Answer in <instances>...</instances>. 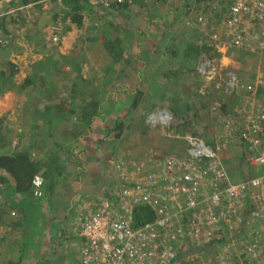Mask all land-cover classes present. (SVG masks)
<instances>
[{"label": "built area", "instance_id": "obj_1", "mask_svg": "<svg viewBox=\"0 0 264 264\" xmlns=\"http://www.w3.org/2000/svg\"><path fill=\"white\" fill-rule=\"evenodd\" d=\"M90 1L104 9L134 2ZM230 1L223 13L222 6L217 7L216 19L199 13L186 19V25L193 27L197 20L202 25L197 27L206 29L209 44L223 58L239 53L263 56L264 0ZM19 10L1 13L0 18L16 20ZM59 32L57 26L51 41ZM209 60L205 58V66L198 68L208 81ZM221 81L209 93L239 97L241 104L226 114L224 102H213L211 113L217 124L211 142L186 135L178 153H150L141 162L117 161L112 167L118 188L83 201L76 223L83 239L81 264H177L189 250L201 248L216 252L218 264H236L233 251L239 245L246 256L241 264H264V75L260 73L255 82L237 74ZM146 122L168 130L174 124L172 113L161 108ZM234 145L244 147L256 173L248 179L235 180L226 167L224 152ZM31 184L33 196L43 198L44 178L36 175ZM140 207L151 209L153 220L137 226Z\"/></svg>", "mask_w": 264, "mask_h": 264}, {"label": "rangeland", "instance_id": "obj_2", "mask_svg": "<svg viewBox=\"0 0 264 264\" xmlns=\"http://www.w3.org/2000/svg\"><path fill=\"white\" fill-rule=\"evenodd\" d=\"M222 2L208 3L209 9L205 10V12H202L203 10L200 9V4L198 5V10H193L191 15L204 13L214 20L216 19L214 12L217 10V7L222 5ZM2 4H4V1L0 0V11L3 9ZM63 9L64 7L54 5L48 7L46 13L40 14L36 11V15V13L33 14L32 12L29 15L32 17L27 16L21 18L19 16L16 20H12L11 17H6L4 19L6 21L4 27L0 26V38L7 45L3 49L5 56H12L17 63L16 67L19 69H27V77L28 75H35L34 79L39 80L38 78L42 77L47 81V94L44 90L40 89V85L35 88H28L27 94H24V98L18 100L16 109L23 115L27 108L26 103L29 104L30 101H32L31 104H35L38 101H47L49 103L50 100L52 102V99L69 101L71 100V91L79 89L82 84L81 78H83V81L86 80L89 82L88 87L90 90L97 89L103 91L106 95L104 96L105 98L102 96V114L105 115L106 119L102 120L100 117L92 132L84 130L82 136L93 135L89 136V139L87 138L88 140L85 141L98 139L103 136L101 130L103 125L107 124L112 127L111 124L115 118L119 117L121 119L123 130L120 138H114L117 134L115 131L111 132L110 134L112 135L109 136L113 139L109 154L111 158L105 170L108 179L114 175L113 179L115 180V172L112 166L117 161L138 159L141 162L150 153L166 155L183 151L184 142L181 140V137L186 135H197L211 142L217 124V117L211 113L213 102H224L223 113L225 112L226 114L234 113L241 104L239 97L227 99L222 94H213L211 97H208L211 94L209 93L211 87L215 83H222L221 80L230 74H237L248 82H255L260 73L264 75V55L258 56L249 53H239L234 57L223 58L215 51L218 55L217 57H210L206 54L194 60L188 58L179 61L172 56L166 57L163 52L166 50V46L170 44V41H174L173 37H177L176 29H179V27H175L174 24L170 28V26H164L161 23L157 25L152 23L156 27L150 28V35L155 34V36L147 37V39L139 44V47L143 50L142 59L146 56L144 52L149 48L159 53L157 64L150 65L149 63L143 67V64L139 61L137 62L135 58L138 52L135 50L136 44H134V37L136 35L135 32L139 31L140 27L144 26L143 23H146V21H144L143 16L135 14L134 11L137 10L136 12H138L136 7L131 9L133 11H131V14H125L131 20H127L124 16L123 20L120 21L117 16L114 17L116 15L115 13L97 14L92 17L85 14L82 28L80 26L79 38L74 39V42L72 39H68L67 34H65L67 32V23H71L70 20L59 22L65 16ZM130 21L131 23H135L132 29L134 34L124 41L123 48L125 50V58L127 59L131 56L133 59L131 58V63L126 65V70L121 72V69L125 68L123 67L125 60L110 68L112 60L104 48V42L110 39V37H114L118 32H122L123 34L121 35H124L127 27H130ZM118 23H121L122 26L118 25ZM150 23L148 22V24ZM57 26L60 32L58 33L56 41L45 43L40 35V31L44 29L47 35L50 36V33L54 32ZM205 31L206 29L203 27L194 31L191 30L190 33H184L182 38H177L175 42L179 43V41L183 42L186 40L198 45H203L206 42L209 46L210 44L205 36ZM165 35L167 38H165ZM122 37L127 38L128 36L125 35ZM65 41L68 46L70 45L69 43L73 44V48L71 52L69 51L70 53L65 52V55H63L60 49ZM62 57H65V59ZM205 58L210 59V65L207 68L211 72V79L209 81L202 78L198 71L199 67L205 66ZM0 59L4 60L2 57ZM6 62H1L0 72L4 71L3 69H10L12 66V64L8 66ZM16 67L12 69L17 71ZM194 67L196 72L190 71ZM7 72L9 71H6V75ZM18 73L16 72L15 75H18ZM15 75L14 77H16ZM50 81L52 82L51 85L49 84ZM83 87L86 86L83 84ZM136 89H139L141 92L143 91V96L136 101L138 102V107L131 108V105L135 101L134 92H136ZM202 93L209 94L204 95L206 96L204 98ZM262 94H264V87L261 89ZM83 99L82 94L77 95L75 101H73L74 103L72 101L70 102L72 104V106L70 105V109H74L75 111L81 109L84 105ZM174 106L180 108L177 116L174 115L172 110ZM201 107V112L198 113L199 116L195 120L193 110ZM159 108L167 109L172 113L174 124L171 129L153 128L147 124V117ZM70 116H72L71 124L73 126L76 125L80 129L79 118L76 117L75 119L72 113ZM1 126H3L2 121L0 123ZM96 131H98L97 134ZM63 152L68 154L67 151ZM225 159H228L226 164L231 176L235 180H241L244 177L248 179L256 174L246 162L247 156L242 145L231 146L224 153ZM103 170L104 166L102 164V173ZM111 188V186L107 185V188L102 189H105L106 193L111 191ZM116 188L118 186L113 185V189ZM103 193L104 190L96 188L89 194L88 199L91 200V198ZM84 200H78L75 205L76 215L73 221L75 226L77 225L80 207ZM241 234L242 232L239 231L237 235L239 239H242ZM3 253V249L0 246V264H2ZM205 254L200 255L197 252L186 253L177 264H218L215 261L217 256L216 252L209 250ZM233 254L236 264H241L246 260V256L243 254L240 245L235 247ZM36 263V258L31 259L29 262H23V264Z\"/></svg>", "mask_w": 264, "mask_h": 264}, {"label": "crops", "instance_id": "obj_3", "mask_svg": "<svg viewBox=\"0 0 264 264\" xmlns=\"http://www.w3.org/2000/svg\"><path fill=\"white\" fill-rule=\"evenodd\" d=\"M194 1L139 0L134 6V8L138 9V12H136L137 10L134 12L143 16L146 23L141 22L144 26H141L140 30L135 32V38L139 39H137L138 43L143 35L144 38L142 40L155 36V34L150 35V28L156 27L152 23L156 25L161 23L164 26L167 23L166 25L170 26V28L175 24V27H179V24H182V21L185 20L188 8L192 5L197 6V4H194ZM217 1L222 2L223 0H201L200 9L203 10L202 12H205V10L209 9L208 3ZM54 5L63 7L58 0H41L38 4H29L27 6L16 3L14 7H10L12 9H21L19 10V16L23 18L27 16L32 17L29 15L32 12L33 14L36 13V11L40 14L46 13L47 8ZM92 10L91 13L83 12L82 15L85 17L88 14V16L92 17L97 14H105L99 7L92 6ZM131 11L125 14H131L133 12ZM115 14L114 17L117 16L120 21L123 20L124 16L127 20H131L121 12H115ZM177 15L180 16L177 17ZM148 22L151 23L148 24ZM67 24V32L65 34H67L68 39H72L74 42V39L79 38L80 27H75L76 24L72 22ZM118 25L122 26L121 23H118ZM134 25L135 23H131L130 21V27H127L126 31L131 30V27L133 28ZM176 31L178 34V29ZM186 32L190 33V31H184V33ZM40 35L45 43H51L52 37L51 35L48 36L44 29L40 31ZM47 36L49 39H47ZM69 44V46L66 45L65 41L61 47L60 50L63 55H65V52L72 51L73 44ZM3 49L0 53V57L4 59L2 61H7V65L12 64L16 67V61L12 56L6 57ZM16 68L19 73L15 75L16 77L12 81L16 85H21L27 78V69ZM5 82H7V87H9L7 80H3L1 83L5 84ZM24 96V94L19 93L18 88L13 87L0 97V123L1 121L3 122V126H1L3 132L0 135V155L29 154L31 159L41 168V173L49 174L50 178L45 180L44 197L41 199L35 198L33 194L30 197L17 194L14 185H10L7 192H5L9 205H7L3 219L0 222V238L5 240V243L0 244L4 252L1 261L2 264H18L20 262L21 228L34 218V221L36 220L40 224V227L43 228L42 231L37 230L41 237L38 241V248L32 252L33 254H29L33 258H36V264H78L80 262L79 249L83 243V239L78 235L77 228H75L77 225L73 224L76 215L75 205L80 199H88L89 194L98 187V183H96L98 181L97 175L102 173L99 170V165L102 167L103 164V172L106 173V166L109 164V159L111 158L109 156L110 148L103 150L106 147V145H103L104 147L102 146L100 151L97 152L93 150L97 148L98 144L94 139L91 142L88 141L86 145L83 142L78 143L77 135L74 136L75 133L73 136L72 134H68L74 127L71 124V113H55L54 110L46 113L44 111L46 108H43L45 104H55L59 101L57 99H52V102L50 100L49 103L47 101H38L32 104L31 109L34 110L37 107L39 110L33 115L29 110L30 106L26 103V111L24 113L22 111L23 115H21L18 109H16V104ZM31 103L32 101L29 104ZM107 127L110 126L106 124L101 127L103 136ZM97 133L98 131H96ZM89 136L93 135L89 134L87 136L88 139ZM63 151H67L68 154H65L66 152ZM101 190H104L105 193V189Z\"/></svg>", "mask_w": 264, "mask_h": 264}, {"label": "trees", "instance_id": "obj_4", "mask_svg": "<svg viewBox=\"0 0 264 264\" xmlns=\"http://www.w3.org/2000/svg\"><path fill=\"white\" fill-rule=\"evenodd\" d=\"M4 1L3 5V9H1L2 13L7 12L9 10H11V7H14L16 5V3H21L24 6H27L29 4H38L41 0H1ZM196 1V0H195ZM194 1V4H197V6L192 5L188 8V11H186L185 14V20L182 21V24H179V29H178V35H176L177 37H173L174 41H170V44L166 46V50L163 52L164 55H166V57H173L176 58L179 61L188 59V58H192V60L197 59V57H201L202 55L205 56L206 54L209 55L210 57H217L218 55L216 54L214 48L212 46H208L207 43L205 42L203 45H198L196 43H192V42H188L186 40H184L183 42L179 41V43L175 42V40L177 38H182L184 35V31H194L199 29L197 26H202L199 25L200 23L197 22V20H195V23L193 27H189L186 25V19H191V17H193V15H196V17L201 16V15H197V14H192V11L194 10H198V5L200 4L201 0H197V2ZM139 2V0H134L133 3L131 4H120V5H114L109 9H104V8H99L102 12H105L107 14H112L115 12H121L123 14L129 12L137 3ZM229 2H231L230 0H223L222 2V7L220 9V12L223 13L226 9L227 4H229ZM15 4V5H14ZM61 4L64 7V14L65 16L61 19L62 21H67L70 20V22L76 24L78 27L82 26L83 23V18L84 16L82 15L83 12H87V13H91L92 10V6H95L98 8L97 5L92 4L89 0H61ZM11 6V7H10ZM0 11V13H1ZM200 12V11H199ZM203 14V13H202ZM180 15H177V17H179ZM176 17V16H175ZM176 17V18H177ZM5 18H0V26L4 27V23L6 22L4 20ZM167 23H165L166 25ZM133 28H131V30L126 31V33L124 35L122 32H118L114 37H110V39H108L107 41L104 42V48L107 52V54L110 56L111 60H112V64L110 65V68H113L116 64L121 63L123 60H125V65L121 69V72L126 70V65L131 63V56H129L127 59L125 58V50L123 48L124 46V41L126 39L129 38V36L134 34V31L132 30ZM146 34V33H145ZM127 35V38H123L122 36ZM167 35V33H166ZM165 35V38H167V36ZM164 36V34H163ZM144 38L141 37L140 42L143 41L142 39ZM138 39V38H137ZM134 37V41L136 44L135 50H137L138 54L135 55V58L137 60V62L139 61L141 64H143V67H145L147 64L150 63V65L152 64H157V59H158V54L157 52H155V50L153 51L151 48H149L147 51H145L144 53L146 54V56L142 59V53L143 50H141L142 48L139 47V43ZM175 42V44H174ZM174 45V46H172ZM6 43L3 40H0V53L1 50L6 47ZM141 50V51H140ZM1 58V57H0ZM65 59V57H62ZM133 59V58H132ZM2 60L0 59V65H1ZM74 62V61H73ZM4 63V62H3ZM10 65V64H9ZM8 65V66H9ZM11 66V65H10ZM1 67V66H0ZM15 66L12 65L10 67V69H3L4 71L0 72V95L5 94V92L8 89H12L13 87L18 88L19 93L22 94H27V90L28 88H35L37 86L40 85V89L44 90V92L47 94V81L44 78H38L39 80L34 79L35 75H31L26 78V80L21 84V85H16V83L14 81H12V79L14 78L15 73L17 72L16 70H13L12 68H14ZM6 71L7 75H6ZM190 71H194L196 72L195 67L193 69H190ZM198 72V71H197ZM3 80H7L8 81V85L9 87H7V82H5V84L1 83ZM49 81V80H48ZM82 84L80 85L79 89H75L73 91H71V100L69 101H58L55 104L52 103L51 105H47L45 104L43 108H46V110L44 109V111L46 113H48L50 110H54L55 113H67L70 112L72 113L73 116L79 118V124H80V129H78V127L75 125L72 128V131H70V133L68 132V134H72V136H76L78 143L79 142H83L84 144L87 145L88 140L87 136L84 137L82 136L84 133V130H88L89 132H92V129L95 128L96 124H97V120H99V118L101 117L102 120H105L106 117L105 115L102 114V106H103V97L106 95L103 91H99L97 89H89L88 87V81L84 80L83 78H81ZM49 84L51 85L52 82L50 81ZM84 86L86 87H83ZM79 94H82L83 99V106L81 107V109H78L77 111H75L74 109H70V105L72 106V104L70 103L71 101H75V97ZM100 96V97H99ZM103 96V97H102ZM143 96V91L141 92L139 89H136V92H134V103L131 105V108H137L138 107V102H136L137 100L141 99V97ZM203 97L205 98L206 96L203 95ZM211 97V94L208 96ZM105 98V97H104ZM74 103V102H73ZM34 104V103H33ZM205 104V103H204ZM28 106H30V112L31 114H36L39 110L37 107H35V105H33L34 110L31 109L32 104H28ZM81 106V105H80ZM180 108H178L177 106L173 107V113L175 116H177V114L179 113L178 110ZM201 108L198 109H194V119L196 120V117L199 116L198 113L201 112ZM77 115V116H76ZM122 118V117H121ZM121 119L119 117L115 118L113 123L111 124L112 127H107L105 129V134L103 137H99L97 140H94L95 142H98L97 144V148L93 149L97 152L100 151V148H102L103 145H106V147H104L103 150H105L106 148L109 149L111 151V143H112V137H108L110 135L111 132L115 131L117 132V134L115 135L114 138L119 139L121 134H122V130H123V125L120 121ZM77 131V132H76ZM87 131V132H88ZM2 127H0V135L2 134ZM86 132V133H87ZM85 133V134H86ZM82 136V137H81ZM81 137V138H80ZM91 142V140H90ZM91 145V144H90ZM227 151V150H226ZM225 151V152H226ZM224 152V153H225ZM106 153V152H105ZM228 158V157H226ZM225 164L228 162V159H225ZM246 162L248 163V159H246ZM227 167V164H226ZM228 168V167H227ZM41 168L38 167V164L36 162H34L31 159V156L29 154H21V153H17L15 155H0V196L2 198V201H4V203L2 205H0V222L3 219V216L5 214V209L7 207V205H9L8 199L6 198L5 192H7V190L9 189L10 185H14V189L16 191L17 194L20 195H25L26 197H30L33 193L32 191V179L36 176V175H40V176H44V181L46 179L50 178V175L47 173H41L40 171ZM99 170L101 171V166L99 165ZM98 176V181L96 183L97 184V188L102 189V188H107V185L111 186V190H113V185L115 186V180L113 179L114 176H112L110 179H108V175L106 173H100L97 175ZM246 176V175H245ZM253 176V175H252ZM251 176V177H252ZM244 179H246V177H244ZM13 183H11V182ZM117 185V184H116ZM153 220V212L151 211V209H149L148 207H140L136 214H135V221H136V225L137 226H142L147 222H150ZM40 227V224H38L36 222V220L34 221V218L31 219L29 221V223H27L25 226L23 225L22 229V238H21V248L19 251L20 254V259H19V263L18 264H23V262L28 261L33 259L32 256H30L31 254H33L32 252L38 248V241L39 238L41 239L40 235L38 234L37 230L39 229V231L43 230V228ZM5 243V240L2 238H0V244ZM205 250L207 249H200V250H189L188 252H197L200 255L201 254H205ZM30 254V255H29ZM35 258V257H34ZM9 264V263H8ZM11 264V263H10ZM78 264H81L80 262Z\"/></svg>", "mask_w": 264, "mask_h": 264}]
</instances>
